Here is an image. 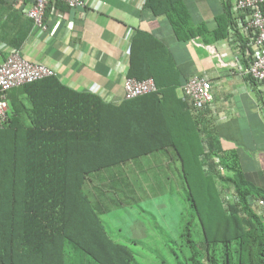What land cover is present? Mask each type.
I'll return each mask as SVG.
<instances>
[{
	"label": "trees",
	"instance_id": "trees-1",
	"mask_svg": "<svg viewBox=\"0 0 264 264\" xmlns=\"http://www.w3.org/2000/svg\"><path fill=\"white\" fill-rule=\"evenodd\" d=\"M181 1L145 0L144 8L167 16L175 37L187 41L201 31L191 30ZM220 2L215 40L227 37L233 18L231 0ZM128 77L152 79L157 93L111 107L56 77L7 93L0 264H140L131 249L142 240L115 241L102 217L118 205L112 196H134V177L145 167L130 165L147 157L154 159L151 168L162 158L167 169L179 164L187 205L181 232L174 241L167 237L154 264H264V175L250 173L236 150L221 148L207 109L196 117L187 100L176 98L186 80L170 52L146 33L131 42ZM145 108L163 118L159 134L144 132V123H154L144 121ZM157 182L151 194L171 189L169 178Z\"/></svg>",
	"mask_w": 264,
	"mask_h": 264
},
{
	"label": "crops",
	"instance_id": "crops-1",
	"mask_svg": "<svg viewBox=\"0 0 264 264\" xmlns=\"http://www.w3.org/2000/svg\"><path fill=\"white\" fill-rule=\"evenodd\" d=\"M144 2L90 0L86 10L49 6L44 16L45 30H40L27 16L30 4L14 8L13 0H0V63L9 51H19L27 60L52 69L68 89L92 94L111 107H119L126 103L123 87L131 42L138 32L146 33L170 52L182 81L200 76L212 84L208 127L216 131L224 151L236 150L250 173L263 176L264 116L258 109V98L238 75L217 68L218 60L206 50L211 47L225 61L232 59L224 39L214 37L216 20L222 14L220 0L181 1L191 30L201 31L187 41H179L167 16H154L144 8ZM176 98L183 100L180 89ZM152 111L146 110L149 116ZM143 119L157 122L156 127L154 123L143 124L144 132L150 136L158 132V122L165 127L160 114ZM153 161L147 157L130 166L151 167L149 162ZM257 212L261 214L260 206Z\"/></svg>",
	"mask_w": 264,
	"mask_h": 264
},
{
	"label": "built area",
	"instance_id": "built-area-1",
	"mask_svg": "<svg viewBox=\"0 0 264 264\" xmlns=\"http://www.w3.org/2000/svg\"><path fill=\"white\" fill-rule=\"evenodd\" d=\"M90 0H13V7L30 4L28 18L33 25L45 30L44 16L49 6L72 10H86ZM232 22L224 39L232 59L225 61L211 47L207 52L217 59V68L230 74L238 75L253 89L258 98V109L264 116V0H231ZM242 46L245 54H241ZM56 77V73L42 63L27 60L19 51L11 50L0 63V129L7 122V93L41 80ZM250 79V80H248ZM124 101L156 94L152 79L137 81L128 76L124 81ZM183 99L191 105V112L199 117L213 101L212 84L200 77L192 76L180 88Z\"/></svg>",
	"mask_w": 264,
	"mask_h": 264
},
{
	"label": "rangeland",
	"instance_id": "rangeland-1",
	"mask_svg": "<svg viewBox=\"0 0 264 264\" xmlns=\"http://www.w3.org/2000/svg\"><path fill=\"white\" fill-rule=\"evenodd\" d=\"M164 160L163 158L159 160L157 168L148 169L144 166L142 173H137L134 177L131 186L134 196L130 197L125 193L112 196L118 205L102 217L110 236L115 241L124 244L128 239L142 240L141 248L131 249L138 255L136 259L140 264H154L160 260L157 255L165 251L163 247L166 245L167 237L176 240L187 219L185 218L187 205H184V193L179 187L181 185L179 164L173 163L167 169L163 166L167 165ZM152 163L149 162L150 166ZM168 178L171 189L168 187L163 191L159 190L154 195L149 192L157 181L165 182ZM154 225L160 228L162 234L157 229L150 230ZM147 229L150 230L149 235ZM196 230V226L190 227L192 233Z\"/></svg>",
	"mask_w": 264,
	"mask_h": 264
}]
</instances>
